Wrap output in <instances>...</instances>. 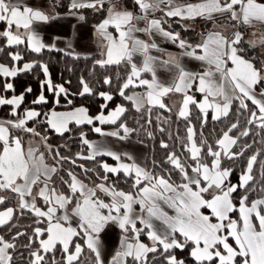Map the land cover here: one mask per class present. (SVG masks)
Wrapping results in <instances>:
<instances>
[{"label":"snow or ice","instance_id":"snow-or-ice-1","mask_svg":"<svg viewBox=\"0 0 264 264\" xmlns=\"http://www.w3.org/2000/svg\"><path fill=\"white\" fill-rule=\"evenodd\" d=\"M51 2L50 8L44 0H32L31 5L0 0V107L10 106L8 117L0 119V228L8 234H0V264H15L16 241L27 236L15 221L25 215L32 218V235L24 245L29 249L28 264H188L189 258L193 264H264V60L246 57L241 31L231 36L213 31L201 43L192 44L169 24L172 18L211 20L216 14L235 22L234 28L264 24V0L180 4L176 0H133L132 10H117L112 3L107 16L94 26L103 50L93 69L123 65L125 75L117 73L114 80L105 71L91 82L81 76L76 91L64 83H53L49 63L41 56L46 50L79 58L70 45L57 47L59 37L43 41L39 26L58 18L55 7L60 0ZM61 6L68 15L84 21L82 10L101 12L105 0H68ZM156 12L161 18H155ZM109 26L117 35L108 31ZM136 33L170 41L183 50L182 56L202 62L205 69L190 72L171 54L168 59L152 55V50L163 49L154 39L149 42ZM259 43L264 46V36ZM249 44L256 47L255 41ZM137 56L139 62L134 59ZM161 68L174 70L171 82L161 81ZM22 74L43 77L30 104L25 100L34 91L31 85L16 94L15 80ZM194 86L202 99L190 94ZM174 93L182 95L176 119L185 122L184 137L178 130L173 135L164 127L168 120L163 117L152 119L156 108L172 111L164 98ZM74 96H99L103 103L98 114L90 115L84 106L56 110L61 99L73 105ZM116 96L129 105L111 107ZM234 102L238 104L235 119L228 120L214 143H209L203 131L197 136L193 119L201 129L210 113L211 120L223 121L233 113ZM192 108L198 110L195 117ZM133 110L139 116H133L138 128L128 126ZM154 123L161 135L167 133V140L159 141L165 155L159 162L153 159V170L137 163L129 152L114 151L88 139L93 132L129 141L142 129L154 140V132L145 128ZM104 125L114 127L106 131ZM82 126H89L88 131ZM49 132L61 138L78 133L87 152L82 150L74 157L70 152L64 154L62 148L67 144L54 147ZM246 137H252V142L243 140ZM169 141H178L181 151ZM98 157H110L116 164L98 161ZM242 158L244 167L238 182L232 183L233 166ZM78 160L95 162L96 167L77 164ZM69 164L79 167L85 177L94 173L101 182L93 180L90 187L75 171L65 169ZM156 168L164 174L155 172ZM174 173L179 182L173 180ZM121 174L130 181L131 190L119 189ZM101 193L110 198L108 202ZM112 226L120 233L119 248L106 261L101 234L107 236ZM142 237L151 243L143 242Z\"/></svg>","mask_w":264,"mask_h":264},{"label":"trees","instance_id":"trees-1","mask_svg":"<svg viewBox=\"0 0 264 264\" xmlns=\"http://www.w3.org/2000/svg\"><path fill=\"white\" fill-rule=\"evenodd\" d=\"M51 1V0H50ZM62 4H66L68 0H61ZM125 6L128 9H132L133 6V0H123ZM52 3V2H51ZM62 4L58 5L55 7V12L60 15L67 14L66 9L61 6ZM104 10L101 12H95L91 9L88 10H82V14L85 15V21L87 23H90L92 25H97L100 23L102 20ZM205 27L204 31H195L194 34L187 36L184 33V29L180 26V24L177 21L174 20H169V24L171 25V28L180 33L181 39L186 40L189 43L196 44L198 42V38L201 36H206L207 33L210 31L209 26L212 25V21H205ZM235 22L230 21L227 25L231 27L234 32L235 31H241L243 36H244V47L246 48V57L249 59H255V60H262V55H264L262 52H260V48L256 46L253 48L250 44L246 42L245 35L247 33V30L250 29L251 26L247 25H237L235 28L232 26ZM167 26V25H166ZM3 26L0 25V30H2ZM21 48L24 46L21 45ZM35 56L36 54H32ZM41 56L43 57V60L47 63H49L50 66V73H51V78L53 80V83L55 84H61L64 83L65 87H69L71 91H76L79 88V78L81 76H84L86 79H88L90 82L97 80L100 78V74L108 71L109 74L113 75L114 80L116 79L117 73L121 77L125 75L126 70L124 69L123 65L121 66H116L113 65L109 69H99L98 67L94 70L93 69V63L94 60L97 59L96 57H89V58H72L70 56H65L62 53L58 52H47L44 51ZM259 66V64L257 65ZM43 77L41 75L37 76H32L31 74L29 75H21L16 78L15 83L17 85V90L16 94H19L21 91H23L24 87L27 85H31L33 88V93L29 94L26 96L25 104H30L32 99L34 98L35 95L39 93V81L42 80ZM71 81V84H67V81ZM97 87H100V85H97ZM105 89L107 86H103ZM140 89H135L134 91H139ZM193 94L195 95L196 99L199 100L200 94L195 92V89L192 90ZM131 94V92H129ZM49 100L51 101V94L48 93ZM73 100V105H66L64 100L61 99V104L57 106L56 110L57 111H64V110H71L73 106L75 107H80L84 106L89 109V114L90 115H96L98 114L100 110V105L103 103L102 99L99 96H87V97H81V96H74L72 97ZM119 103H124L125 106L129 105V102L123 101L122 98L119 96H116L115 100L113 102H110L111 107H115L116 104ZM51 103L48 106H44L45 110H47L49 107H51ZM169 107V106H168ZM238 107V104L234 102L233 105V113L230 114V117L227 119H224L223 121H213L211 120V113L209 114V119L208 123L204 126L203 129L200 128L199 122L195 119H193V124L196 126L197 130V136L199 137V133L203 131L204 137L209 140V143H214V141L218 138L220 134H222V131L225 130V125L228 123L229 119H235V108ZM170 108V107H169ZM10 110V106H3L0 107V117L7 118L8 113ZM193 116L195 117L198 114V110L195 108H192ZM133 116H136L139 118L138 114L134 113V110L132 112V115H128V126L129 127H136L138 128L139 126L135 123V120L133 119ZM156 116H161L164 119L168 120L167 124H164L163 126L168 128L169 131L172 132L173 135L176 134L177 130L179 131V135L181 137L185 136V122L183 120H177L176 119V112L171 111L167 112L164 110H161L159 108H156L153 110V116L152 119L155 122L156 121ZM141 123H144V121H141ZM84 127L85 131H88L89 126H82ZM106 131L109 129H113L114 126L112 125H104L102 126ZM145 128L148 130H151L155 134V139L150 140L148 137L144 134V131L141 129L138 133H133L131 136L132 139L139 141L143 140L144 145L147 146L148 148V155L145 161V167H147L149 170L152 169V161L155 159L156 161H160L164 155H165V150L161 149L159 146V141L160 139H165L167 140V133L164 135H161L159 131L156 128L155 123L153 125H147L145 124ZM255 131V129L253 130ZM238 134V133H237ZM99 136V134L89 132L88 139L93 140L96 139ZM243 140H246L247 142L251 143L252 142V137H246L243 138ZM49 143H51L54 147L57 145H64L67 144V147L62 148V152L64 154H68L69 152L75 156V153L84 151L85 153L87 152L86 146L81 145L80 140H79V134L76 133L75 135L72 134H66L65 137L61 138L60 136L56 135L55 133L49 132ZM170 145L175 143V150L177 152H180V146L178 141H169ZM259 147V145H254V148ZM169 150H172L171 148ZM246 155H251V151L246 154ZM97 160H102L105 161L111 165H115L116 162L109 158L101 157L97 158ZM49 163H51V160L49 159ZM79 163H84L86 167L92 168L96 167L95 162L92 161H77V164ZM244 167V158L241 159L237 164L233 166L234 172L231 179L232 183H237L240 173ZM65 169H71L75 171L81 179L84 180L85 183H87L90 187L92 186V181L95 180L96 182H101L99 181L94 173H89L88 177H85L82 173V170L77 167L76 165H65ZM155 172L158 174H164L161 173L159 168L155 169ZM254 173L257 176V179L259 178V167L257 166L254 168ZM66 175V172L64 173ZM173 180H176L179 182L178 176L174 173L173 174ZM113 180H116L115 177H113ZM118 186L120 190L124 191H129L131 190L130 188V181H128L126 178L123 177L121 174L120 179L118 180ZM242 191V190H241ZM102 198L105 199L106 202L110 198L104 197L103 194H100ZM255 198V197H253ZM8 206H12L9 204ZM3 209V206H0V210ZM207 211V210H205ZM234 215H237L234 214ZM16 225L19 228L21 232L27 233V236H22L20 237L17 241V249L16 252L14 253V262L15 264H28L29 261V249H27L24 245L28 243V236H31V230H30V225H32V218L29 217L28 215H25L23 217H19L16 221ZM0 234L6 235L7 237V230L0 228ZM143 242L149 243L150 241L147 240L146 237H142ZM231 242V241H230ZM85 256L87 255V251L84 254ZM184 255H187V251L184 253ZM188 264H193L191 261V258L188 260Z\"/></svg>","mask_w":264,"mask_h":264},{"label":"crops","instance_id":"crops-1","mask_svg":"<svg viewBox=\"0 0 264 264\" xmlns=\"http://www.w3.org/2000/svg\"><path fill=\"white\" fill-rule=\"evenodd\" d=\"M19 2L27 5L32 4V0H19ZM36 2L39 3L40 0H36ZM44 2L50 8L52 7V3L50 0H44ZM176 2L177 4L184 2L197 3L200 2V0H176ZM112 3L116 4L117 10H123L126 7L123 0H105V9H104L105 12L103 14L102 19H104L107 16V8L111 6ZM128 10H132V9H128ZM154 16L155 18H161L162 14L160 12H156ZM222 18H226V17L216 14L213 18L214 20L213 19L209 20L200 17L192 21H180L179 18H172L170 20L177 21L181 26L196 25L197 23L203 21L204 22L212 21L213 22L212 25L214 24L217 25L216 23H214L215 19L217 21V20H221ZM253 25L256 26L258 25L262 28L264 27V24H261L259 22H254ZM94 26L95 25L87 23L85 20L80 21L77 16H72L68 14H64V15L58 14V18L56 20L51 21L48 24L40 25L39 32L43 41L46 43L51 42L53 37H59L60 39L55 41L57 47L68 48V46L70 45L71 46L70 50L78 53L79 58L82 59L89 57L101 58V51L103 50V42L101 41V38L97 35V33L94 31ZM139 26L143 27V23H141ZM165 27L167 26L165 25ZM229 29L227 28V30H223L221 28L220 29L213 28V30H210L208 33L215 31V32H221L226 36H231L232 33L229 32L230 31ZM108 31L113 35H117L115 29L111 26H109ZM258 34L260 36L259 38L261 39V37L264 36V30H259ZM135 35L138 38L149 42H151V39L155 40V42L159 45L161 49H163V51L152 50V55L154 56H157L161 59H168L169 54H171L172 56L177 57L181 65L190 72H202L206 67L200 61L194 60L187 56H182L181 53L183 52V50L180 49L177 45L172 44L170 41H167L158 36L150 39V37L145 33H136ZM206 37L207 35L203 37L200 36L198 38L197 43H201ZM256 45L258 47L261 46L260 43ZM260 48L263 49L264 51V46H261ZM70 57L77 58L73 56ZM134 59L137 60V62H139L140 57L137 56L134 57ZM229 66H231L230 62H229ZM173 75H174V70L168 71L163 68L158 69V76L161 79V81L165 83L171 82ZM144 78L150 79V74H145ZM193 89H195V86ZM142 91L143 89H140L138 92H142ZM200 99H202V95L200 96L199 100ZM181 101H182V95L177 93L170 94L169 97L164 98V103L168 105L170 108H173L175 112H177ZM64 111H68V110H64ZM91 141L104 144L106 147L114 151L129 152L136 159L137 163L141 164L142 166H145V161L148 155V148L144 144H140L138 141L132 138H130L129 141H117L114 138H110V137L105 138L99 135L96 139H93ZM105 158L111 159L110 157H105ZM124 162H130V161H127L125 159ZM73 226L75 225L73 224ZM119 235H120L119 230L115 228V226H112L107 236L104 235L103 233L101 234L103 253L106 261L111 258V256L116 250L115 248H117V245L119 246L118 243Z\"/></svg>","mask_w":264,"mask_h":264},{"label":"rangeland","instance_id":"rangeland-1","mask_svg":"<svg viewBox=\"0 0 264 264\" xmlns=\"http://www.w3.org/2000/svg\"><path fill=\"white\" fill-rule=\"evenodd\" d=\"M60 4H62V1L60 0V2L58 3V5H60ZM214 20V19H213ZM231 20H229V19H226V18H222L221 20H217L216 21V19H215V21H214V23H216L217 25H210L209 26V30H213V28H216V29H223V30H227V28L230 30L229 32L230 33H234V30L231 28V27H229L227 24L230 22ZM206 23L203 21V22H200V23H197L196 25H188V26H181L183 29H184V33L187 35V36H189V35H193L194 34V32L195 31H204V27L206 26L205 25ZM216 26V27H215ZM261 28V29H260ZM259 30H264V27L262 28V27H260V26H256V25H252L251 27H250V29H248L247 30V33H246V35H245V38H246V42L249 44V42L250 41H255L256 42V44H258L259 43V41H260V36H259ZM233 31V32H232ZM231 34V35H232ZM257 46V45H256ZM261 46H259V48H260ZM263 48V47H262ZM260 52H262L263 54H264V51H263V49H261L260 48ZM262 60H264V55H262ZM192 94H193V92H192ZM172 109V111H174L175 112V110L173 109V108H171ZM0 119H4L3 117H0ZM112 129H109V130H107V131H111ZM35 146V145H34ZM44 149L43 148H41V151H43ZM137 208H138V206H137ZM74 225H75V221H74V223H73ZM151 242H149L148 244H150ZM118 248H119V246L117 245V248H115L116 250H118ZM115 250V251H116ZM115 254V252L113 253V255ZM111 259V258H110ZM109 259V260H110ZM108 261V260H107Z\"/></svg>","mask_w":264,"mask_h":264}]
</instances>
